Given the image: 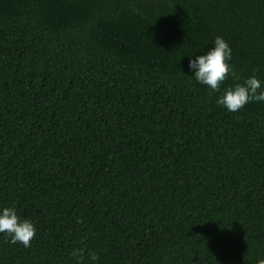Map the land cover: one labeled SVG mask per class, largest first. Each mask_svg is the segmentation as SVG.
<instances>
[{"label":"trees","instance_id":"16d2710c","mask_svg":"<svg viewBox=\"0 0 264 264\" xmlns=\"http://www.w3.org/2000/svg\"><path fill=\"white\" fill-rule=\"evenodd\" d=\"M217 36L264 82V0H0V211L36 227L0 264L264 258V102L188 68Z\"/></svg>","mask_w":264,"mask_h":264},{"label":"clouds","instance_id":"9594fccd","mask_svg":"<svg viewBox=\"0 0 264 264\" xmlns=\"http://www.w3.org/2000/svg\"><path fill=\"white\" fill-rule=\"evenodd\" d=\"M213 45L205 54L195 55L194 58L193 55L189 56L188 68L194 72L196 81L206 85L211 92H220L221 85L231 75L235 81L233 86L225 88L216 101L230 112L241 110L249 102H264V82L255 75L239 82L240 78L229 63L232 57L229 44L217 36ZM0 233L10 237V243H20L28 248L35 239L36 227L29 219H21L14 207H4L0 211ZM70 255L80 264L84 259L85 249H73ZM89 256L91 259H98L95 252H90ZM257 264H264V258L259 259Z\"/></svg>","mask_w":264,"mask_h":264}]
</instances>
